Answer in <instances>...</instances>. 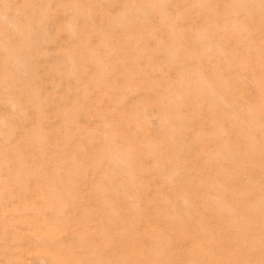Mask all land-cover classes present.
I'll list each match as a JSON object with an SVG mask.
<instances>
[{"label": "rangeland", "instance_id": "1", "mask_svg": "<svg viewBox=\"0 0 264 264\" xmlns=\"http://www.w3.org/2000/svg\"><path fill=\"white\" fill-rule=\"evenodd\" d=\"M262 72L264 0H0V264H264Z\"/></svg>", "mask_w": 264, "mask_h": 264}, {"label": "bare ground", "instance_id": "2", "mask_svg": "<svg viewBox=\"0 0 264 264\" xmlns=\"http://www.w3.org/2000/svg\"><path fill=\"white\" fill-rule=\"evenodd\" d=\"M238 44H241V43H238ZM244 44H245V43H244ZM215 45H216V44H215ZM257 45H258V44H257ZM261 45H262V44H261ZM217 46H218V45H217ZM217 46H216V48L219 47V46H218V47H217ZM238 46H239V45H238ZM243 46H244V47H243ZM243 46H242V48L244 49V52H243L244 54H245L249 49H251V48H249V45L247 46V44H246V46H247V49L249 48L248 50L246 49L245 45H243ZM252 46H254V45L252 44ZM232 48H233V47H232ZM252 48H253V47H252ZM256 48H257V47H255V49H256ZM257 49H259V48H257ZM257 49H256V51H257ZM219 50H220V49H219ZM235 50H236V49H235ZM259 50H260V49H259ZM233 51H234V50H233ZM252 51H254V50H252ZM252 51H251V52H252ZM256 51H255V52H256ZM231 52H232V51H231ZM236 52H237V50H236L234 53H236ZM261 54H262V53H261ZM261 54H260V55H261ZM246 55H248V54H246ZM255 55H256V54H255ZM239 56H240V55H239ZM250 56H251V54H250ZM233 57H234V56H233ZM233 57H232V58H233ZM245 57H246V56H245ZM256 57H257V56H256ZM233 59H235V58H233ZM243 59H244V58H243ZM243 59H242V60H243ZM248 59H249V58H248ZM234 62H235V61H234ZM253 62H254V60L252 61V63H253ZM242 63H244V64L247 63V64H248V61H247V62H244V60H243V62H241V65H239V66H240L239 68H240L241 71H242L243 69H245V67L247 66V65L243 66ZM259 63H260V62H259ZM239 64H240V63H239ZM254 64H255V62H254ZM249 65H251V64H250V60H249ZM261 65H262V64H261ZM230 66H231V65H230ZM235 66H237V65H235ZM258 66H259V64H258ZM231 67H232V66H231ZM241 67H242V69H241ZM247 67H248V66H247ZM247 67H246V68H247ZM254 67H255V66H254ZM236 68H238V67H236ZM238 70H239V69H238ZM249 70H250V69H249ZM251 70H252V68H251ZM233 71H235V70H233ZM233 71H232V72H233ZM245 71H246V70H245ZM237 73H238V72H237ZM244 73H245V72H244ZM250 73H251V71H250ZM262 73H263V72H262ZM233 74H235V73H233ZM240 74H241V73H240ZM263 74H264V73H263ZM252 75H253V73H252ZM260 75H261V74H260ZM242 76H244V75H243V72H242ZM258 76H259V75H258ZM233 78H234V77H233ZM235 78H236V77H235ZM235 78H234V81L236 80V82H238L237 84H241V85H243V82H244V85H243V86H245V85H247V84H249V83H250L249 85L251 86V85L254 83V81H253V83L250 82V80H251L252 77H249L250 80H249V78L247 77L248 80H249V83H248V81H247V82L243 81V80H244L243 78H245V77H240V76L238 77V76H237V78H236V79H235ZM247 78H246L245 80H247ZM263 79H264V78H263ZM228 80H229V79H228ZM253 80H254V79H253ZM204 81H206V80H204ZM257 81H260V80L258 79ZM226 82H227V81H226ZM236 82H234V83H236ZM260 82H261V84H260L259 82H257L258 84H260V86L257 85V84L255 83L257 86H259V88H258V87H254V88H258L259 90H262V89H260V88H262V86H263L264 84H263V81H260ZM222 83H223V82H222ZM227 83H228V82H227ZM229 83H230V82H229ZM245 83H247V84H245ZM251 83H252V84H251ZM224 84H225V83H224ZM224 84H223V85H224ZM262 84H263V85H262ZM221 85H222V84H221ZM223 85H222V86H223ZM238 86H239V85H238ZM253 86H255V85H253ZM225 87H227V86H225ZM241 87H242V86H241ZM251 87H252V86H251ZM223 88H224V87H223ZM235 88H236V86H235ZM242 88H243V87H242ZM246 88H247V87H246ZM208 89H209V88H208ZM226 89H228V88H226ZM243 89L245 90V88H243ZM258 89H257L256 92H259ZM249 90H251V89H249ZM254 90H255V89H254ZM247 91H248V90H247ZM238 92H239V91H238ZM261 92H262V91H261ZM261 92H260V93H261ZM232 93H233V92H232ZM260 93H259V94H260ZM263 93H264V92H262L261 95H263ZM255 94H256V93H255ZM259 94H257V95L259 96ZM243 95H244V92H243ZM257 95H256V96H257ZM245 96H247L246 93H245L244 97H245ZM248 96H249V95H248ZM256 96H255V97H256ZM258 96H257V97H258ZM249 98H251V96H250ZM251 99H252V98H251ZM255 99H256V98H255ZM255 99H254V100H255ZM224 100H225V99H224ZM254 100H253V101H254ZM263 101H264V99H262L261 97H259L258 99L255 100V103H254V104H255L254 107L257 106L256 108H253V109H252L253 106L250 107V106H251L250 104H249L250 106H248V105H247V106H244L245 108L242 106L241 108L245 110L247 107H249V108H248L249 110L247 111V112H249V113H248V114H247L246 112H245V113H246V115H247L249 118H252V116L254 115V114H253L254 110L257 109V108H259V107H261V106L263 105L262 103H264ZM249 102H250V101H249ZM236 104H237V102H236ZM252 105H253V104H252ZM236 106H237V105H236ZM239 106H240V105H239ZM239 106L234 107V108H238ZM234 108H233V109H234ZM241 108L239 107L238 112H239V110H242ZM250 108H251V109H250ZM261 108H262V107H261ZM236 110H237V109H236ZM244 110H243V111H244ZM246 110H247V109H246ZM261 110H263V109L258 110V112H260ZM233 111L235 112V110H233ZM256 112H257V111H255V114H256ZM241 113H242V111H241ZM245 113H244V115H245ZM260 114H261V113H260ZM238 115L241 116L239 113L237 114V116H238ZM251 115H252V116H251ZM256 115H257L256 117H259V118H256L255 115H254V117H255L256 119H258V121H257L256 119H254V117H253V119L256 120V121H254V120L252 119V124L261 121V122H259L260 125H259V124H258V125L261 127V129H263L261 123L264 124V122H262V121H264V119H263L264 116L262 115L263 117H260L261 115H260V116H258L259 114H256ZM247 116H246V117H247ZM248 117H247V120H249ZM240 118H241V117H240ZM260 118H261L262 120H261ZM237 119H238V118H237ZM259 119H260V120H259ZM249 123L251 124V120L249 121ZM249 123H248V124H249ZM250 124H249V125H250ZM252 124H251V125H252ZM215 125H216V124H215ZM249 125H247V126H249ZM251 125H250V127H251ZM258 125H257V127H256L255 125H253V126H255L256 128L260 129ZM216 126H217V125H216ZM250 127H248V129H250ZM218 128H219V127H218ZM220 128H221V127H220ZM251 129H252V130H250L251 132H253L254 130H255V131L257 130V129H254V128H251ZM253 129H254V130H253ZM261 129H260V131H262ZM218 130H220V129H218ZM245 130H246V129H245ZM255 131H254V132H255ZM260 131H259V132H260ZM245 132H246V131H245ZM256 132H258V130H257ZM259 132H258V133H259ZM263 132H264V130H263ZM258 133H256V135H255V133H254L255 138H257L256 136L260 137L259 135L262 134L261 132H260L259 134H258ZM246 134H247V133H246ZM248 134H249V133H248ZM252 135H253V134H252ZM254 136H252V137H254ZM255 138H250V139H251V141H252V140H258V139H255ZM261 138H262V136H261ZM263 138H264V137H263ZM252 143H253V141H252ZM252 143H251V145H252ZM256 143H257V141H256ZM254 145H255V144H254ZM256 145H258V144H256ZM252 147H253V146H252ZM255 147H256V146H255ZM253 148H254V147H253ZM254 149H255V148H254ZM256 149H257V148H256ZM252 150H253V149H251V151H252ZM62 208H63V207H62ZM42 218H43V217H42ZM42 221H44V218H43ZM43 225H44V223H43ZM43 225H42V226H43ZM46 227H47V226H46ZM46 227H44V228H45V230L43 229L44 231L42 230V228H43V227H42V228L40 229V232H41V230H42V231L44 232V234H42V235H46V236H47L48 233H47V232L45 233V231H48V232H50V233H49V237H51V236H52V235H51V231H50V229H49L48 227H47V229H46ZM52 233H53V232H52ZM50 235H51V236H50ZM47 237H48V236H47Z\"/></svg>", "mask_w": 264, "mask_h": 264}]
</instances>
